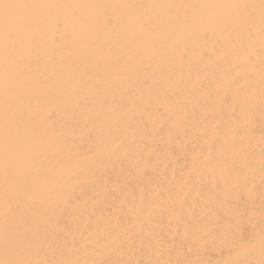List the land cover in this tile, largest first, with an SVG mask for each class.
Segmentation results:
<instances>
[{
  "label": "bare ground",
  "instance_id": "bare-ground-1",
  "mask_svg": "<svg viewBox=\"0 0 264 264\" xmlns=\"http://www.w3.org/2000/svg\"><path fill=\"white\" fill-rule=\"evenodd\" d=\"M57 2L259 4V0ZM128 12L127 8L82 9L64 34L48 33L43 42L26 49L31 76L43 87L38 103L24 104L20 135L27 138L47 120L62 149L52 155L40 148L32 153L34 158H22L20 175L42 165L51 177L46 183L33 186L18 177L5 183L0 174V259L5 258V248L23 236L40 250L39 258L52 261L85 264L131 259L166 264L199 259L226 264L235 258L240 242H250L253 251L247 259L258 264L264 212L259 9L250 32L209 29L204 39L206 22L190 20L169 27L167 39L158 38L152 48L148 70L137 54L139 38L129 36L123 24L110 33L112 25L105 22V14L122 18ZM109 40L119 46V63L109 61L101 50ZM208 50L211 59L201 60V53ZM246 54L251 63L242 62ZM2 73L0 56V104ZM225 73L246 85L252 95L246 112L238 106L233 111L231 89L227 97L224 91L217 94ZM234 120L242 124L244 135L226 175L206 158L209 154L216 160L222 157L223 138L217 141L214 136L217 122ZM198 128L207 129V134L201 135ZM237 175L246 178L242 189L235 186ZM209 193L225 204L206 203ZM10 206L16 214L6 219ZM134 207L139 211L134 212ZM236 212L243 214L241 219L235 218ZM33 223L40 224V231L26 232ZM202 225L212 231L196 241L193 232L201 231ZM159 237L167 242L164 248L156 244Z\"/></svg>",
  "mask_w": 264,
  "mask_h": 264
},
{
  "label": "snow or ice",
  "instance_id": "snow-or-ice-1",
  "mask_svg": "<svg viewBox=\"0 0 264 264\" xmlns=\"http://www.w3.org/2000/svg\"><path fill=\"white\" fill-rule=\"evenodd\" d=\"M107 10L108 8H127L129 10L126 17H111L105 14V22L112 27L110 33L118 31L121 24L127 30L129 36L139 38L137 54L141 57L144 70H148L152 65L157 39H167V29L171 26H181L191 22H206L208 27L203 30L204 39L208 38L209 29H225L229 33L239 31H251L256 27V9H259V30L262 37V55L260 60L259 79L261 82L260 99L261 110L264 113V0H259V4L253 3H218V4H184V3H163V4H133V5H109V4H77L63 3L57 0H0V56L3 60V102L0 104V154H2V174L5 183L14 177H18L22 182L32 183L37 186L39 181L45 183L51 179L46 175L41 167L20 175L19 168L23 159L34 158L32 153L40 148H45L52 155L61 151L62 146L57 141L54 129L48 127L47 120L40 122L39 130L33 128L27 138L20 135V125L24 121L26 109L24 104L31 105L39 102V94L43 87L42 82L31 76V66L28 64L25 55L26 49L43 42L48 33L64 34L70 21L78 20L82 9ZM206 10H217L211 15H203ZM191 13V15H189ZM115 23L113 24V20ZM105 48L101 44V50L109 61L120 62L118 44L114 45L111 40L107 41ZM243 42H241V48ZM212 50L201 53V60L206 56L211 59ZM251 63L246 54L242 62ZM232 90L233 111L238 106L240 111L246 112L250 107L252 95L246 85L239 82L225 73L223 86L218 88L217 94L224 91L227 97V90ZM222 100L221 103H225ZM220 109L216 110L218 114ZM201 135L207 134V129H197ZM244 135V129L239 120L222 125L220 121L214 128V136L217 141L223 138L221 144L222 157L214 159L211 154L206 158V162L220 168L226 175L230 174V160L235 157L236 144L240 137ZM261 143L264 144V133L261 136ZM231 150V155H229ZM115 151V149H110ZM264 156V149H262ZM264 174V165L261 167ZM227 183V180H226ZM235 186L243 188L246 186V178L240 175L234 177ZM264 183V175H262ZM218 201L219 206L225 204L224 200H219L213 193H209L206 203ZM133 211H139L134 207ZM16 214L15 207H8L5 211V218ZM235 218L241 219L242 213L236 212ZM253 222L252 218H248ZM260 229V260L258 264H264V212L261 214ZM201 231L193 232V239L198 241L207 235L212 229L208 225H202ZM40 231V224L33 223L26 228V232L37 233ZM223 231V230H222ZM225 240L228 239L227 232H224ZM164 237H159L156 244L160 248L166 246ZM235 258L226 264H257L256 261L247 259L252 253L251 243L240 242L235 249ZM40 250L33 247L32 243L21 236L17 243L5 248V258L0 259V264H79V261H52L39 258ZM85 264H141L129 259L126 261H104L94 260ZM166 264H210L199 259L168 261Z\"/></svg>",
  "mask_w": 264,
  "mask_h": 264
}]
</instances>
